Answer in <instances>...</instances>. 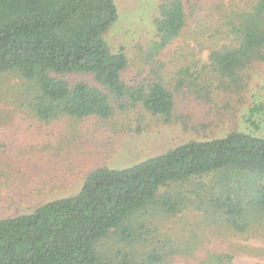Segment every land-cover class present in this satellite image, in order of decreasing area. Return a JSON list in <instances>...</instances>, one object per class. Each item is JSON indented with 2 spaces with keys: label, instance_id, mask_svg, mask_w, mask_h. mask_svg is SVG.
I'll return each mask as SVG.
<instances>
[{
  "label": "trees",
  "instance_id": "obj_1",
  "mask_svg": "<svg viewBox=\"0 0 264 264\" xmlns=\"http://www.w3.org/2000/svg\"><path fill=\"white\" fill-rule=\"evenodd\" d=\"M118 19L115 0H0V183L12 172L2 156L15 129L36 145L21 139L11 154L35 159L39 146L52 149L36 136L50 120H111L134 107L169 123L182 101L206 116L219 102L232 127L245 110L246 130L191 140L127 169L97 167L77 194L0 218V264H171L197 252L190 264H205L207 245L228 259L264 257V248L233 241L264 239V218L248 221L250 211L264 213V134L256 132L264 95L246 109L250 69L264 68V0H158L130 78V52L107 40ZM72 74L93 82L63 77ZM229 169L257 173L258 188L219 191L214 175ZM149 208L156 213L132 222ZM110 238L124 246L115 262L100 251Z\"/></svg>",
  "mask_w": 264,
  "mask_h": 264
},
{
  "label": "rangeland",
  "instance_id": "obj_2",
  "mask_svg": "<svg viewBox=\"0 0 264 264\" xmlns=\"http://www.w3.org/2000/svg\"><path fill=\"white\" fill-rule=\"evenodd\" d=\"M115 3L119 19L109 31L107 40L113 49L123 47L130 52L135 62L129 70L130 78L136 69H139L138 62H142L137 45L153 35L152 20L156 14L158 0H115ZM204 16L205 8L202 5L194 22L201 21ZM250 72L253 74V80L250 104L246 109L259 102L264 95V68L250 69ZM63 77L71 81L93 82L91 77L81 74ZM219 106L218 102L217 107ZM217 107L212 116H206L207 112L200 104L182 101L169 123L134 107L111 120H50L40 127L42 130L36 136H40L46 145L51 144L52 149L44 145L39 146L34 152L35 159L27 154H11L21 151L23 146L18 147L21 139L28 145H36L31 140V135L19 138L22 131L15 129L9 148L18 150L9 149V152L2 156V166L7 163L12 172L0 183V218L30 214L46 202L77 194L89 173L97 167L127 169L191 140L221 138L232 128L246 130L245 124L242 123L245 110H241L238 126L232 127L235 124L231 123L230 119L226 120V110H218ZM256 132L264 134V126ZM260 180L261 177L257 173L229 169L218 171L214 175L212 185L225 193L251 192L258 188ZM155 213L154 209L149 208L137 214L132 222L140 220L143 215L152 216ZM263 218V212L255 210L248 213V221L251 224L259 223ZM171 226L169 220V227ZM233 241L250 247L264 248V239L260 238H235ZM213 243L216 244L214 241ZM123 247L115 238L100 243L101 253L111 262L116 261L118 251L124 252ZM193 249L192 246L189 248L190 251ZM212 249L210 245L204 248L205 254L208 252L204 258L205 264H264L262 256L236 251L233 258L228 259L225 254L211 253L209 250ZM199 254L197 252L195 259L183 258L171 264H190L191 260H199Z\"/></svg>",
  "mask_w": 264,
  "mask_h": 264
}]
</instances>
